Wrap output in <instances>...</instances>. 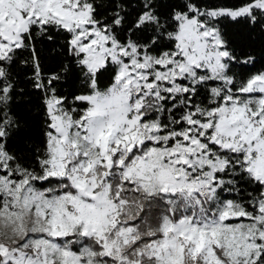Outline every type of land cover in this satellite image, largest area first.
<instances>
[{
  "label": "snow or ice",
  "instance_id": "6c2138e0",
  "mask_svg": "<svg viewBox=\"0 0 264 264\" xmlns=\"http://www.w3.org/2000/svg\"><path fill=\"white\" fill-rule=\"evenodd\" d=\"M257 27L264 0H0V264H264Z\"/></svg>",
  "mask_w": 264,
  "mask_h": 264
},
{
  "label": "trees",
  "instance_id": "16d2710c",
  "mask_svg": "<svg viewBox=\"0 0 264 264\" xmlns=\"http://www.w3.org/2000/svg\"><path fill=\"white\" fill-rule=\"evenodd\" d=\"M233 32H247L248 29L243 25L233 26L231 28ZM65 41L63 37H57L54 42L50 43L44 41L39 44L38 47L41 49L45 59L44 64L46 65V71L57 67L63 60L66 50L64 49ZM245 51L254 55L257 60L256 67L259 70H264V31H261L259 27L255 29L251 38H248L245 43ZM30 74V73H29ZM19 79L21 80V87L25 89V93L19 98L18 111L22 118L29 125L28 130L24 133L25 135H32L34 139L39 142V120L36 116L42 112L41 99L39 93L31 91L27 83H25V74L21 72ZM78 86V80L75 74H70L67 77L66 82L62 85V91L68 93L75 91Z\"/></svg>",
  "mask_w": 264,
  "mask_h": 264
}]
</instances>
